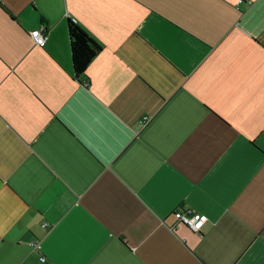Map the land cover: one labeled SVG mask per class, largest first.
Wrapping results in <instances>:
<instances>
[{
  "label": "crops",
  "instance_id": "crops-1",
  "mask_svg": "<svg viewBox=\"0 0 264 264\" xmlns=\"http://www.w3.org/2000/svg\"><path fill=\"white\" fill-rule=\"evenodd\" d=\"M0 264H264V0H0Z\"/></svg>",
  "mask_w": 264,
  "mask_h": 264
},
{
  "label": "trees",
  "instance_id": "trees-1",
  "mask_svg": "<svg viewBox=\"0 0 264 264\" xmlns=\"http://www.w3.org/2000/svg\"><path fill=\"white\" fill-rule=\"evenodd\" d=\"M67 36L73 74L82 75L101 46L82 26L70 18L67 21Z\"/></svg>",
  "mask_w": 264,
  "mask_h": 264
},
{
  "label": "built area",
  "instance_id": "built-area-1",
  "mask_svg": "<svg viewBox=\"0 0 264 264\" xmlns=\"http://www.w3.org/2000/svg\"><path fill=\"white\" fill-rule=\"evenodd\" d=\"M240 1V0H239ZM31 40L40 46L44 45L47 33L44 24H40L37 27L31 28L28 31ZM87 83V79L84 80ZM146 121V115L138 118V125L144 124ZM173 215L176 221L186 224L189 228L194 231H199L201 226L208 221V216L205 212L191 208V207H178L173 210ZM44 224V223H43ZM31 243H34L31 241Z\"/></svg>",
  "mask_w": 264,
  "mask_h": 264
}]
</instances>
